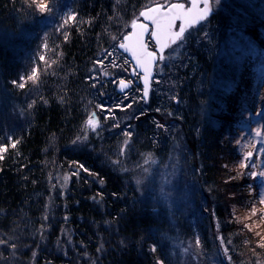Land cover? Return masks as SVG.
Instances as JSON below:
<instances>
[{
	"label": "trees",
	"instance_id": "obj_1",
	"mask_svg": "<svg viewBox=\"0 0 264 264\" xmlns=\"http://www.w3.org/2000/svg\"><path fill=\"white\" fill-rule=\"evenodd\" d=\"M116 1L77 0L74 4L66 0L72 4L69 11L76 14L78 23L50 32L47 49L53 52L46 61L36 57L32 79H28L33 73L31 66L22 67L18 60L21 51L13 52L0 43V95L7 88L12 96L3 92L9 99V105L4 106L22 110L18 118L0 109V144H9V137L18 141L0 161V240L5 241L0 244V264H181L182 255L173 249L174 241L178 244L174 238L191 225L182 222L180 212L174 216L182 225L177 230L157 204L155 190H145L130 171L121 169L127 161L138 169L147 157L162 162L179 134L188 144L187 153L195 149L198 154V160L194 159L201 165L203 178L195 175L210 190V206L221 239L236 248L235 263L264 264V238L233 217V202L243 211L246 196L238 181L225 179L229 168L222 161L221 149L226 146L223 135L228 118L223 115L220 121L210 115L204 119L199 113L207 96H213L208 102L210 109L220 108L223 101V97L221 102L217 100L223 87L207 83L226 72L223 65L227 59L218 57L213 49L219 44L216 39L225 37L226 27L213 30L209 46L208 35L196 34L184 46L179 62L169 65L173 68L164 69L160 76L155 69L157 82L151 84L148 103L138 99L139 83L128 90L132 99L126 101L112 83L116 78L131 79V65L123 63L125 56L120 53L116 58L121 68L112 71L109 79L99 83L88 79L96 68L94 61L117 44L107 45L116 23L123 16L130 18L123 9L131 7V2H136L135 8L140 3H119L121 9L116 14L111 8ZM37 7L34 0H0V31L14 36L27 31L36 34L42 17ZM203 24L192 30H200ZM256 29L252 28L254 34ZM128 30L120 34L119 41ZM55 32L58 35L52 36ZM12 81L25 87H16ZM94 83L96 87H92ZM111 98L115 106L131 103L132 107H118L111 115L102 112L97 105L108 108L106 101ZM229 109L226 106L225 110ZM92 113H96L99 128L88 137L83 123ZM136 115L139 119L133 118ZM125 131H130L131 137L125 136ZM125 140L129 141L127 146ZM57 174L59 178L65 175L67 182L62 185L60 179H53ZM194 205L200 209L202 203ZM194 226L203 239L197 221ZM59 236L65 240L56 247Z\"/></svg>",
	"mask_w": 264,
	"mask_h": 264
},
{
	"label": "rangeland",
	"instance_id": "obj_2",
	"mask_svg": "<svg viewBox=\"0 0 264 264\" xmlns=\"http://www.w3.org/2000/svg\"><path fill=\"white\" fill-rule=\"evenodd\" d=\"M34 1L37 5L41 2H49V0ZM65 1L60 0L59 4L62 14L68 12L70 10L69 7L72 5L66 4ZM71 1L74 3L77 0ZM128 1L117 0L111 8L117 14L121 9L119 8V3H127ZM175 1L172 0V2ZM139 2V7L137 8L134 6L136 2H131V7L126 6L123 9L124 12L130 13V18L128 20L127 16H123L121 21L116 23V26L111 31L112 36L108 40L110 42L107 45L113 46L115 42H119L120 34L129 29L132 20L139 17V12L142 9L158 3H164L166 0H139ZM181 2H185V0H181ZM119 15L121 16L122 14L119 13ZM212 16L215 22L212 19L210 21L207 20L203 22L204 24L200 30H192L191 39L179 46L178 51L167 49L165 52L166 59L159 67H156V71H158L160 76L164 69L169 68L170 64L176 61L179 62L181 51H184V46L187 43L194 40L193 37H197L199 34L203 36L206 32L209 36L206 45L209 46L213 30H223L226 27L225 37L217 38L216 44H219L213 47L218 57L227 59L226 64L223 65L226 72L221 74L220 79H211L207 83L209 87H223V94L217 97V100H220V102L221 97H223V101L221 105L220 103L218 104L220 108L210 109L208 102L213 96L209 94L210 96H207L206 101H203V104L199 105V113L204 119H209L210 115L218 117L220 121L223 115H226L228 118L225 122L227 129L223 135L226 146H223L221 149L222 154H224L221 157L222 161L224 160L229 168V175L225 179L227 181H238L240 190L246 196L245 207L242 208L243 211L235 207L238 205V202H233V217L236 218L237 222H245V225L250 227L251 231H259L258 233H252H257V236L263 239L264 204L260 200L261 196L264 195V181L259 178L254 180L247 173H250V171H264V116L257 115V112L264 108V0H223V3L217 7ZM218 21L221 22L217 23ZM62 23L64 21L60 16L45 14L37 21L38 31L36 34L27 31L21 35L14 36L3 30L0 31V43L2 45L5 43L13 52L17 50L18 52L21 51L22 58L18 59L16 57L15 59L21 62L22 67L25 64L27 68L31 66L30 69L33 72L37 62L36 57L43 55L46 59L47 55L53 52V49H47L44 45H48L47 38L50 32L59 29ZM250 24H253V26H250ZM252 28H257L255 34ZM5 34L6 36L4 37ZM57 35L58 33L56 32L52 33V36ZM176 47L173 46V48ZM253 48L255 51H253ZM105 55L106 51H103L97 60L104 59ZM45 59L44 61H46ZM112 59L113 57L104 59L103 68L94 63L93 66L96 67L99 81L109 79L112 71L120 70L121 63L116 58V63L119 67H114L111 64ZM216 64L218 65L220 62L217 61ZM170 68H173V66ZM216 69H218V66ZM19 71L21 73L22 70L19 69ZM101 72L105 73V75H100ZM214 72L213 70V75ZM213 75L210 74L209 76L212 77ZM132 80L135 86L139 83L138 76H133ZM165 80L170 81L171 79ZM113 86L116 87L114 84ZM1 90L3 91V89ZM3 92L8 96H12L5 87ZM3 92H1L2 97L0 95V105H2L0 109L4 112L8 110L7 114L11 113L21 118V109L17 110L15 105L10 106L8 109L4 106L6 104L9 105V99L5 98L6 96H4ZM12 99L16 103V97L14 96ZM130 99H132V96L128 94L126 101ZM106 102H108V108L114 105L112 109H118L115 106L116 101L112 98ZM226 106L231 110H225ZM222 108L223 110H221ZM105 109H107L106 106ZM89 117L91 116H87L83 123V133L86 136L96 134L99 128L96 120V131H92L88 125ZM105 120L107 121V118ZM257 131L261 133L259 137L256 136ZM183 136L179 134L171 141V151L162 162L147 157L142 161L140 167L135 169L134 167L136 166H132V163L127 161L122 164V172L130 171L132 173L131 177L136 179L137 183L139 181L138 184L143 185L145 190L151 188L155 190V194L159 199L157 204L164 215L168 214V219L171 223L175 224L177 230L181 229L182 225L177 224L178 220L174 216H177L180 212L182 222L191 225L192 228L189 227L187 232L182 233V236L174 238L178 240V244L174 241L175 246L173 249L182 255L181 264H236L234 259L236 248L229 241H223V246H221L222 236L219 233L218 220L214 215L213 208L210 206L212 200L210 190L203 187L201 179L203 178V174L200 173L202 168L197 161L198 154L195 149L191 150L190 154L187 153L188 144L183 139ZM237 139L241 141L239 144L236 142ZM248 153H251V158L245 161L244 157ZM194 157H197V160ZM189 158L193 159V161ZM241 162L248 163L252 167L250 169H242L240 168ZM195 163L198 165V168H196ZM193 164L195 170L193 169ZM195 173L200 174L201 178L198 177L199 175L196 176ZM59 177L57 174L53 179H60L62 185L64 182H67L65 181V175L62 178ZM201 196L204 197V200L201 199ZM198 201L202 205L200 209L196 205L197 210L194 204H197ZM196 221L201 226L203 235H205L203 239L200 238V233L197 232V228L194 226ZM36 236L39 237L38 235ZM42 238L41 243L45 242L44 236ZM64 240L62 236H59L54 244L57 247V243ZM225 248L228 251V256L224 255ZM238 254L241 255V253Z\"/></svg>",
	"mask_w": 264,
	"mask_h": 264
},
{
	"label": "snow or ice",
	"instance_id": "obj_3",
	"mask_svg": "<svg viewBox=\"0 0 264 264\" xmlns=\"http://www.w3.org/2000/svg\"><path fill=\"white\" fill-rule=\"evenodd\" d=\"M222 3L223 0H185V2H172V0H166L164 3H158L155 6H148L145 10H142L139 13V17L143 18V22H138L139 18L132 20L130 25L132 31L125 34L123 39L120 40L112 50L106 51L104 59H107V57H113L111 64L114 67H119L116 63L118 53L128 54V56L132 59L131 66L133 68V72L131 75L139 76V79L143 82V88L138 89L141 93L138 99L144 103H148L151 92V84L157 82V73L154 71V66L159 67V65L165 61V50L173 49L174 51H178L179 46L183 45L185 41L191 39V30L207 21L212 13ZM59 4L60 0L41 2L39 3L37 10L42 16L45 14L60 16V18L64 21V23L60 25V28L78 23L76 14L71 11L62 14L59 9ZM64 36L65 40H67L68 33L65 32ZM204 37H207L206 32L204 33ZM173 46L177 47L173 48ZM44 47L47 48L48 45L45 44ZM253 51H255L254 48ZM39 59L43 61L45 57L41 55ZM104 59H99L94 61V63L103 68ZM123 63L129 64V60L124 58ZM91 71L93 72V75L88 79L96 80L97 83H99L100 81L96 74L97 70L92 69ZM35 74L36 70L33 69L32 76H29L28 79H32ZM100 75H105V73L101 72ZM21 79H23V77ZM12 83L14 86L21 89L25 87L24 83H18L17 81H12ZM112 83L116 85V90L119 93H123L124 98L127 99V90L133 85L134 81L131 79L125 80L124 78H116L112 80ZM92 87H96V84H92ZM101 95H104V93H101ZM97 107L102 111H107L109 115L113 112L112 108L105 109V106L102 104H98ZM117 107L124 110L125 108H131L132 104L117 105ZM157 111H159V109H157ZM139 115H143V113H140ZM139 115H136L133 118L139 119ZM257 115L264 116V108L257 112ZM95 122L96 113H92L91 117L88 119V125L92 131H96ZM118 126V124L114 125V127ZM157 127L159 128L164 126L157 124ZM124 135L131 137L132 133L130 131H125ZM260 135L261 133L257 131L256 136L259 137ZM8 139L10 142L9 144H0V161L5 158L4 154L8 152L9 147L13 149L17 147L18 141L14 140L12 137H9ZM236 142L239 144L241 141L237 139ZM128 143L129 141H124L125 146H127ZM250 158L251 153H248L244 157L245 161ZM145 163H147V161H145ZM251 167L252 165L248 163H240V168L242 169H250ZM247 174H249L254 180L259 178L264 181V171H250V173ZM67 179L68 178L65 177V181H67ZM260 202L264 204V195L261 196ZM3 243H5V241L0 240V244ZM197 243H199V241H197ZM221 246H223L222 239ZM12 247L15 248L16 245L13 244ZM152 250H156L155 245H153ZM33 255H35V253H33ZM224 255L228 256L226 248L224 250Z\"/></svg>",
	"mask_w": 264,
	"mask_h": 264
},
{
	"label": "water",
	"instance_id": "obj_4",
	"mask_svg": "<svg viewBox=\"0 0 264 264\" xmlns=\"http://www.w3.org/2000/svg\"><path fill=\"white\" fill-rule=\"evenodd\" d=\"M175 2H181L180 0H176ZM152 6H155V5H152ZM142 10H145V9H142ZM141 10V11H142ZM140 11V12H141ZM139 12V13H140ZM138 22H143V18L142 17H139V19H138ZM177 23H179V22H177ZM132 31V29H131V27H129V31L127 32V33H130ZM126 33V34H127ZM125 35V34H124ZM123 35V36H124ZM123 36H122V38H121V40L123 39ZM153 44H154V42H153ZM166 51V50H165ZM122 55H124L128 60H129V63L130 64H132V59H131V57L130 56H128V54H126V53H121ZM132 67V66H131ZM155 68H156V66H154V71H155ZM133 72V68H131V71H130V73H132ZM139 83H140V86H141V89L143 88V82L139 79ZM116 92L118 93V94H122V93H119L117 90H116Z\"/></svg>",
	"mask_w": 264,
	"mask_h": 264
}]
</instances>
